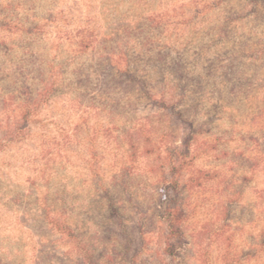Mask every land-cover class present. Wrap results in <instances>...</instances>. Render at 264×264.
Here are the masks:
<instances>
[{"label":"rangeland","instance_id":"obj_1","mask_svg":"<svg viewBox=\"0 0 264 264\" xmlns=\"http://www.w3.org/2000/svg\"><path fill=\"white\" fill-rule=\"evenodd\" d=\"M0 264H264V0H0Z\"/></svg>","mask_w":264,"mask_h":264},{"label":"trees","instance_id":"obj_2","mask_svg":"<svg viewBox=\"0 0 264 264\" xmlns=\"http://www.w3.org/2000/svg\"><path fill=\"white\" fill-rule=\"evenodd\" d=\"M164 194H165L164 197H166L167 196V192H165ZM110 213L112 214V216L114 218L120 217V214H119L117 208L114 207V202H111V204H110ZM121 220L122 219L119 218L118 223L121 222ZM180 220H181V218L179 217V215L176 216L174 214V212L170 213V219H169V226L170 227L169 228H170V235L173 236V237L181 235V233H180V231H181L180 230V225L178 224ZM176 221H178V222H176ZM174 246L175 245L173 244V242L169 244V249H170L171 252L174 251V248H175Z\"/></svg>","mask_w":264,"mask_h":264}]
</instances>
